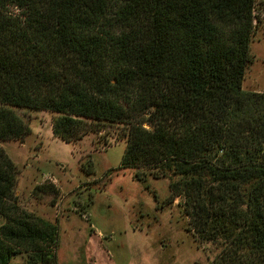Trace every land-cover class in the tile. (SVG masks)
Here are the masks:
<instances>
[{"label": "trees", "instance_id": "trees-1", "mask_svg": "<svg viewBox=\"0 0 264 264\" xmlns=\"http://www.w3.org/2000/svg\"><path fill=\"white\" fill-rule=\"evenodd\" d=\"M256 2L0 0V142L30 132L15 108L54 114L66 143L116 127L120 168L169 182L220 247L209 264H264V93L242 88ZM16 174L0 147V264H57L59 227L19 210Z\"/></svg>", "mask_w": 264, "mask_h": 264}, {"label": "rangeland", "instance_id": "rangeland-1", "mask_svg": "<svg viewBox=\"0 0 264 264\" xmlns=\"http://www.w3.org/2000/svg\"><path fill=\"white\" fill-rule=\"evenodd\" d=\"M255 13L263 21L253 35L252 63L242 88L264 93V0H257ZM13 111L30 131L23 141L0 142L16 167L15 203L19 210L57 224V264H72L70 259L73 264H209L219 253V246L197 240L181 199L167 205L166 179L141 183L133 171L120 168L126 145L117 140L118 128L66 143L52 134L54 114ZM90 226L101 238L89 237ZM85 253H95V259L85 260ZM26 259L15 255L11 264Z\"/></svg>", "mask_w": 264, "mask_h": 264}, {"label": "crops", "instance_id": "crops-1", "mask_svg": "<svg viewBox=\"0 0 264 264\" xmlns=\"http://www.w3.org/2000/svg\"><path fill=\"white\" fill-rule=\"evenodd\" d=\"M71 213H73L72 211H69V214H71ZM65 215H67V214H65ZM70 217H72V215H70ZM70 217L67 219V220H69L70 219ZM67 220H63V221H67ZM60 223V222H59ZM73 229H74V227H70L67 231H69L70 233H72L73 232ZM76 229L77 230H80V229H78V227H76ZM92 230V226H90V231ZM79 232H81V230L79 231ZM91 233H93V235H89V237H91V236H94V237H99V238H101V234H99L98 232V234L96 233V231H93L92 230V232ZM85 235V234H84ZM85 237L86 238H88L87 237V235H85ZM76 261L77 262H79L80 261V252H78V250H76ZM87 254V255H86ZM95 253H93L92 255H91V253H85V255H86V259L85 260H89L90 262L92 261V259H95V257L93 256ZM96 257H97V255H96ZM83 261H81V263H82ZM70 263H72L73 264V260L72 259H70ZM10 264H11V262H10Z\"/></svg>", "mask_w": 264, "mask_h": 264}]
</instances>
